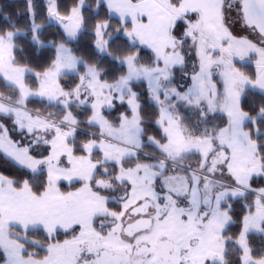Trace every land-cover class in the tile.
I'll return each instance as SVG.
<instances>
[{"label": "snow or ice", "instance_id": "obj_1", "mask_svg": "<svg viewBox=\"0 0 264 264\" xmlns=\"http://www.w3.org/2000/svg\"><path fill=\"white\" fill-rule=\"evenodd\" d=\"M0 82V264H264V0L0 3Z\"/></svg>", "mask_w": 264, "mask_h": 264}, {"label": "trees", "instance_id": "obj_2", "mask_svg": "<svg viewBox=\"0 0 264 264\" xmlns=\"http://www.w3.org/2000/svg\"><path fill=\"white\" fill-rule=\"evenodd\" d=\"M59 2L61 4V8L63 10L65 7L71 6L72 0H59ZM88 2L91 3L92 0H88ZM0 3H3L5 6L10 7V8H14L17 10H22L24 7V0H0ZM37 4L39 6V10L43 11L45 1L44 0H37ZM101 16H103V12H101ZM111 23H112L113 27L117 26V19L113 18ZM55 31H56V29L54 27L49 29V32H55ZM85 38L91 39V37H85ZM17 55H18V59H19L20 54L18 53ZM25 55H28V54L25 53ZM20 62L21 63H29L34 68H37V66L41 63L40 60H37L34 57H29L26 60H20ZM249 70H254V69L250 66ZM72 79H75V77L69 78L68 82L70 83ZM0 88H3V90H0V92H4L5 94L8 93V89H6L3 86L2 82H0ZM120 111H123V109L120 108L119 105H117V110L112 113L111 118H115ZM144 111L146 113H148L149 115H151L152 112L154 111V109L152 107L146 105ZM149 133L155 134L152 129L149 130ZM13 137L15 139H18V137H16V133L13 134ZM0 172H4L5 174H9V175H16L18 170L13 165H11L10 163L6 162L3 159H0ZM254 185L255 186H263L264 180H261V179L254 180ZM236 207L240 208L239 205H236Z\"/></svg>", "mask_w": 264, "mask_h": 264}, {"label": "rangeland", "instance_id": "obj_3", "mask_svg": "<svg viewBox=\"0 0 264 264\" xmlns=\"http://www.w3.org/2000/svg\"><path fill=\"white\" fill-rule=\"evenodd\" d=\"M44 1H45V3H46V0H44ZM115 19H117V18H115ZM234 32H235L236 34H238V35H247V33L242 32L241 29H239V27H234ZM250 38H254V37H250ZM68 79H69V77H65V78H63L62 83H63V84H68V83H69V82H68ZM27 82L31 85V84L33 83L32 78L29 77L28 80H27ZM0 90H3V88H0ZM37 104H38V105H37ZM38 106H39V107H38ZM28 108H29V109H41V110H43V105L38 101L37 98H31L30 102L28 103ZM49 110H51V109H49ZM113 119H115V118H113ZM5 123H6V125L9 126V127L11 126L10 121H5ZM14 133H16V137H18V139H19V135H18V133L15 132V131L11 132L12 137H13V134H14ZM149 134H152V133H149ZM13 138H14V137H13ZM14 139H15V138H14ZM253 185H254V182H253ZM263 186H264V185H263ZM254 187H261V186H255V185H254ZM239 210H240V208L236 207V211L239 212ZM232 230H233V231H236L235 226H233V229H232ZM256 243L259 244V243H260L259 240H257Z\"/></svg>", "mask_w": 264, "mask_h": 264}]
</instances>
